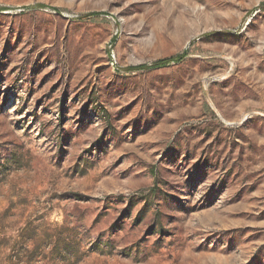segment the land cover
Here are the masks:
<instances>
[{
    "label": "rangeland",
    "instance_id": "374dc122",
    "mask_svg": "<svg viewBox=\"0 0 264 264\" xmlns=\"http://www.w3.org/2000/svg\"><path fill=\"white\" fill-rule=\"evenodd\" d=\"M0 264H264V0H0Z\"/></svg>",
    "mask_w": 264,
    "mask_h": 264
},
{
    "label": "trees",
    "instance_id": "16d2710c",
    "mask_svg": "<svg viewBox=\"0 0 264 264\" xmlns=\"http://www.w3.org/2000/svg\"><path fill=\"white\" fill-rule=\"evenodd\" d=\"M94 15H97V13H87L85 15V17H90V16H94ZM83 17V18H85ZM183 56H176V57H168V58H161V59H157L149 64H139V65H136V66H133V67H129L128 69L129 70H134V69H144V68H159V67H163V66H166L168 64H170L171 62H177L179 60L182 59Z\"/></svg>",
    "mask_w": 264,
    "mask_h": 264
}]
</instances>
